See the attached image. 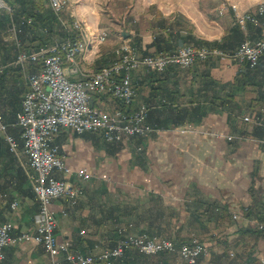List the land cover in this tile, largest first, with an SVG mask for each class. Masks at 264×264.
<instances>
[{
    "label": "crops",
    "instance_id": "0c3cea01",
    "mask_svg": "<svg viewBox=\"0 0 264 264\" xmlns=\"http://www.w3.org/2000/svg\"><path fill=\"white\" fill-rule=\"evenodd\" d=\"M70 1L65 18L73 16L83 22L80 36L87 42L79 62L86 72L110 65L122 41H138L141 50L155 51V46L147 47L160 31L157 25L161 19L167 20L175 34L191 37V42L178 41L179 47L218 42L230 50L239 47L240 40L256 41L264 36V20H259L257 12L263 0H222L239 4L242 11H250L258 19L242 27L243 34L235 42L231 39L236 22L233 13L218 20L211 15L210 19L207 14L212 11L200 5L203 0H112L116 5L131 4L128 31L117 20H113L114 25L109 23L99 9L87 6L82 11L76 6L79 0ZM86 1L91 5L95 0ZM16 5L32 10L35 17L34 24L23 31L24 17L15 20L13 12L0 8V107L10 134L20 146L18 153L11 151L0 134V223L12 221L14 233L20 234L34 229L38 200L32 183L35 172L24 152L22 127L17 123L28 87L21 68L15 65V37L25 49L35 51L66 36L59 34L58 19L51 24L45 21L53 13L48 0ZM99 35L108 36V41L96 42ZM65 66L68 69L69 64ZM132 83L138 93L132 108L147 104V121L156 131L110 143L100 132L78 134L64 128L56 139L71 169L86 167L93 173L88 181L73 174L72 182L83 188L81 196L52 202L58 240L68 243L72 253L99 255L115 245L119 228L143 233L148 222L142 214L148 211L153 226L164 229L161 237L178 244L196 237L209 248L213 246V253L210 250V255L202 256L197 264H258L264 249L261 253H241L240 248L250 234L248 230L258 222L247 217L245 209L257 205L264 211V56L252 69L246 63L219 57L198 60L190 68L172 64L163 72L142 66L133 71ZM93 102L107 110L122 105V99L110 96H96ZM189 124L194 128L183 133ZM56 176L63 178L64 173L56 172ZM15 200L19 204L13 209ZM260 240L264 243L263 237ZM228 243L232 254L240 251L232 263L227 262ZM4 253L3 264L51 262L44 245L34 242L6 246ZM160 255L129 250L113 263L158 264L155 258ZM164 256L171 257L172 264L178 260L186 264L178 255Z\"/></svg>",
    "mask_w": 264,
    "mask_h": 264
},
{
    "label": "built area",
    "instance_id": "2783aa9c",
    "mask_svg": "<svg viewBox=\"0 0 264 264\" xmlns=\"http://www.w3.org/2000/svg\"><path fill=\"white\" fill-rule=\"evenodd\" d=\"M48 1L67 30L78 34L83 32L80 23L73 21L69 24L62 16L70 0ZM0 8L13 12V8L5 0H0ZM218 12L220 16L232 12L235 21L244 29L247 22H258L255 15L250 11H242L237 3L222 2ZM257 12L264 14V0L257 5ZM15 32L17 33V29ZM15 40L18 48L15 65L21 68L28 87L22 98V111L17 116V123L22 127L24 152L28 156L30 168L35 172L32 183L38 210L34 215L32 230L15 234L12 221L0 223V264L5 259L6 246L25 242L44 245L51 257L49 264H113L116 258L132 249L146 255L171 253L180 256L186 264H197L202 256H209V246L196 237L178 244L171 238L147 232L135 234L123 228L118 231L119 237L115 245L99 255L72 253L69 244L60 242L56 235L58 221L52 202L61 197L76 199L81 196L83 188L72 182L73 174L82 181H88L93 173L86 167L71 169L60 153L56 139L64 128L78 134L100 132L110 143L134 136H147L156 129L147 121L150 109L147 104L137 109L132 108L138 95L132 83L133 71L144 66L152 71L163 72L172 64L190 68L198 60L205 61L211 57L237 60L255 68L264 56V36L256 41L247 39L229 53L214 47L186 44L159 55H143L130 42L124 41L115 49L117 58L110 65L93 72H86L80 67L79 57L86 52L87 42L80 35L69 36L35 51L25 49L17 37ZM66 63L69 64L68 69ZM32 67L36 69L32 70ZM68 74L81 77L72 79ZM96 96L120 98L122 105L107 110L94 104ZM193 128L189 124L182 132L186 133ZM0 134L4 136L10 150L18 153L19 142L10 134L9 125L3 120L1 107ZM56 172L64 173V177L58 178ZM18 204V200L13 201L11 208H16ZM256 226L264 229V223L257 222ZM175 264L182 262L178 260ZM261 264H264V258L261 259Z\"/></svg>",
    "mask_w": 264,
    "mask_h": 264
},
{
    "label": "trees",
    "instance_id": "16d2710c",
    "mask_svg": "<svg viewBox=\"0 0 264 264\" xmlns=\"http://www.w3.org/2000/svg\"><path fill=\"white\" fill-rule=\"evenodd\" d=\"M5 1L13 8L12 17L15 20H20L22 17H24V19H23V23L24 24L22 25L23 31H25L27 28H29L31 25L34 24L35 14H33L32 10L30 9L31 10V12H30L28 9H24V8H21V7L17 8V5H16L17 2H19L21 5H26L27 0H5ZM258 17H259V20L260 19L264 20V14H259ZM29 19H31V20L33 19L31 21L32 22L31 24L27 23ZM57 19L59 20L58 15L53 11V13H50L48 15V17L45 19V21L47 23L51 24L52 22H57ZM67 19H68L69 23H71L72 17H67ZM59 22H60V20H59ZM248 24H250V23L247 22L246 27H248ZM60 25H61V27H60L59 34L61 35V37L66 36V38H67L69 36H79L78 32H72V31L67 30L61 24V22H60ZM157 26L159 27L160 31L155 35L152 43L147 47V48H149L151 46H155L156 47L155 51H152V52H150L148 50L143 51V50H141L139 48V44H138L139 42L138 41L131 42L132 46L139 53L141 52V54L143 53V55H159L161 53L170 52V51H173V50L179 48V42L178 41L183 40L185 42H191V40H192L191 37H189V35H187L186 37H181L179 33L175 34L172 31L171 26L167 23V20H165V19L159 20ZM231 30H234V35L231 37V39H233V42H235L237 39L240 38L241 34H243L242 26L239 23L235 22V24L232 26ZM48 32L51 33V27H48ZM244 39H245V37H244ZM175 42H176V44H174ZM242 42L240 40V44ZM199 44L206 45V46H209V47L218 48V49H220V50H222L223 52H226V53L232 52V51L237 49V48L234 47V48H232L230 50H225V47L222 44L218 43V42H202V43H199ZM42 46L43 45L38 46L37 49L41 48ZM246 65L248 67H250L248 65V63H246ZM250 68L252 69V67H250ZM254 207H256V209H254ZM254 207L250 206V207H247L245 209L246 216L247 217H255L258 220L259 223H264V211L258 209L257 205L254 206ZM142 217H144V219H146V221L148 222V226L145 227L144 229H142L141 232H147V233H149L151 235L162 236L164 229L162 227H159V226L158 227H154L153 226L154 222L151 220V216L148 213V211L144 212L142 214ZM121 228L125 229L127 232H130L129 229H127L126 227H121ZM121 228H119V230ZM248 232H250V234H253L254 236H256V238H260V237L264 238V229H260L257 226L252 228V229H249ZM132 250H135V249H132ZM164 254H166V253H162V255H161L164 260H162V261L161 260L160 261L157 260L156 262L158 264H172V258L171 257L169 259L168 258H164L165 257ZM257 262H258V264H260L259 263L260 261H257ZM97 264H103V263H97Z\"/></svg>",
    "mask_w": 264,
    "mask_h": 264
},
{
    "label": "rangeland",
    "instance_id": "374dc122",
    "mask_svg": "<svg viewBox=\"0 0 264 264\" xmlns=\"http://www.w3.org/2000/svg\"><path fill=\"white\" fill-rule=\"evenodd\" d=\"M70 2L71 1H69V5H70ZM221 3H222V0H203L202 4H200V5L208 11H212L211 14H207V16L210 19L212 16H214V18L216 17L217 18L216 20H218V19L223 18V16H220L219 12H218V7L221 5ZM76 6L77 7L79 6L81 8V10L85 9L87 6H91L93 9H99L101 13H103L107 16L109 23H111V21L113 22V20H114V22H115V20H117L118 23L124 24L123 25L124 31H128L127 28H130V26L128 27L129 18L131 16L130 14H131V10H132V6L130 3H128V4L123 3L122 5H116V4H114V2H112V0H95L91 5H89V3H87L86 0H79V3H77ZM62 16L65 18V12ZM70 17H72L71 23H69V21L65 18V20L69 24H72L73 21H78L77 23H80L83 26L82 21L77 20L73 16H70ZM208 21H210V20H208ZM114 22H113V25H114ZM143 25H146V24L144 23ZM82 26H81V28H82ZM79 35H81V33H79ZM107 37L108 36H106V35H99L96 37V42L99 43L100 41H104V40L108 39ZM121 38H122V40H124L125 37L122 36ZM107 41L108 40H106L105 42H107ZM105 42H103V43H105ZM128 42H130V41L128 40ZM122 43H123V41H122ZM209 233H211V232L209 231ZM206 237H210V235L206 236ZM246 238H247V240H245L246 243L244 242V245L240 248L241 253H247V252H250L253 250L258 251L260 253L263 251V249H264L263 240H260V238H259V240L262 241V243L261 242L259 243L258 242L259 240L256 241L257 238L253 234H248V236ZM247 242H248V244H247ZM232 244H233V241H232ZM233 246H234V244H233ZM211 248H213V246L210 247V250L212 252L213 250ZM232 249H233V247L231 246V243H228L226 245V253L229 254V257L227 258L228 263H229V261H231L230 263H232L233 261L235 262V260L236 261L238 260L236 255L239 254L240 251L239 252L234 251V254H235L234 255V254H232V252H233ZM211 257H212V255H211ZM155 259H158V261L164 260L161 255L156 257ZM259 263L261 264V260Z\"/></svg>",
    "mask_w": 264,
    "mask_h": 264
}]
</instances>
